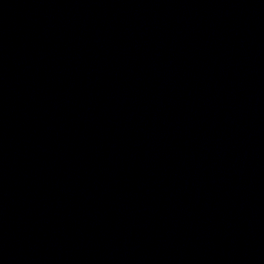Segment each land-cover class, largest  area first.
<instances>
[{"label": "water", "instance_id": "obj_1", "mask_svg": "<svg viewBox=\"0 0 264 264\" xmlns=\"http://www.w3.org/2000/svg\"><path fill=\"white\" fill-rule=\"evenodd\" d=\"M0 264H264V0H0Z\"/></svg>", "mask_w": 264, "mask_h": 264}]
</instances>
